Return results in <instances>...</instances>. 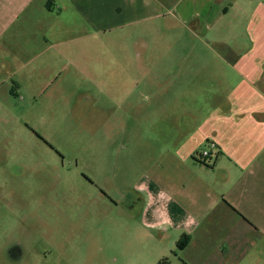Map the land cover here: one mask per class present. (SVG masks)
<instances>
[{
  "label": "crops",
  "instance_id": "obj_1",
  "mask_svg": "<svg viewBox=\"0 0 264 264\" xmlns=\"http://www.w3.org/2000/svg\"><path fill=\"white\" fill-rule=\"evenodd\" d=\"M166 22L189 46L171 51L176 63L154 67L155 76L146 65L130 66L138 82L117 97L129 118L135 94L146 91L159 111L149 132L152 179L138 195V226L150 239L142 253H151L152 264L165 257L169 264H264V0H0V151L20 129L22 104H50L53 92L60 101L71 87L79 93L83 82L74 74L82 66L74 58L100 49L68 45L128 25L156 33ZM218 24L220 37L213 36ZM141 34V47L127 52L140 62L152 53L149 33ZM204 150L209 156L200 159ZM128 166L133 171L131 160Z\"/></svg>",
  "mask_w": 264,
  "mask_h": 264
},
{
  "label": "rangeland",
  "instance_id": "obj_2",
  "mask_svg": "<svg viewBox=\"0 0 264 264\" xmlns=\"http://www.w3.org/2000/svg\"><path fill=\"white\" fill-rule=\"evenodd\" d=\"M154 30L114 27L68 45L100 49L74 58L82 66L74 74L83 82L77 96L68 87L60 101L53 92L50 104L36 98L21 105L20 129L3 138L0 151V264H152L141 250L150 239L138 226V195L147 194L141 188L152 179L156 139L149 132L159 111L152 92L134 93L129 118L130 107L117 97L138 82L130 66L141 63L155 76L154 67L176 63L171 51L189 46L178 41L176 24ZM142 32L152 53L140 62L127 52L141 47ZM220 32L218 24L213 36ZM199 38L191 45L200 47ZM163 110L171 113L167 105Z\"/></svg>",
  "mask_w": 264,
  "mask_h": 264
},
{
  "label": "trees",
  "instance_id": "obj_3",
  "mask_svg": "<svg viewBox=\"0 0 264 264\" xmlns=\"http://www.w3.org/2000/svg\"><path fill=\"white\" fill-rule=\"evenodd\" d=\"M187 242H188V239L186 237L180 239L176 244L177 249L178 250L183 249L186 246ZM169 262H170V259L168 257H165L161 259L160 261H158L157 264H169Z\"/></svg>",
  "mask_w": 264,
  "mask_h": 264
},
{
  "label": "built area",
  "instance_id": "obj_4",
  "mask_svg": "<svg viewBox=\"0 0 264 264\" xmlns=\"http://www.w3.org/2000/svg\"><path fill=\"white\" fill-rule=\"evenodd\" d=\"M208 146H209V149H214L215 148V145L213 143L208 144ZM208 156H209V151L208 150L202 151L200 153V155H199L200 159H206V158H208Z\"/></svg>",
  "mask_w": 264,
  "mask_h": 264
}]
</instances>
